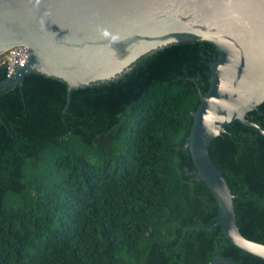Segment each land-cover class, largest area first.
Here are the masks:
<instances>
[{
	"label": "trees",
	"instance_id": "16d2710c",
	"mask_svg": "<svg viewBox=\"0 0 264 264\" xmlns=\"http://www.w3.org/2000/svg\"><path fill=\"white\" fill-rule=\"evenodd\" d=\"M218 55L209 42L165 47L74 89L68 108L67 83L41 73L4 91L0 264H264L215 226L217 199L185 149L196 82L208 91ZM248 118L264 131V103ZM210 153L241 233L264 245V135L235 121Z\"/></svg>",
	"mask_w": 264,
	"mask_h": 264
},
{
	"label": "water",
	"instance_id": "95a60500",
	"mask_svg": "<svg viewBox=\"0 0 264 264\" xmlns=\"http://www.w3.org/2000/svg\"><path fill=\"white\" fill-rule=\"evenodd\" d=\"M107 31V36L102 32ZM209 42L218 58L200 94L185 144L200 181L217 199L230 243L264 259V245L243 236L234 196L212 159V143L239 121L264 135L248 115L264 103V0H0V57L25 46L29 56L0 83V96L41 73L74 89L112 81L142 57L165 47ZM209 228H189L212 230ZM183 240V239H182ZM210 264H237L219 257Z\"/></svg>",
	"mask_w": 264,
	"mask_h": 264
},
{
	"label": "built area",
	"instance_id": "2783aa9c",
	"mask_svg": "<svg viewBox=\"0 0 264 264\" xmlns=\"http://www.w3.org/2000/svg\"><path fill=\"white\" fill-rule=\"evenodd\" d=\"M5 55L6 59L0 62V64H6L8 66V71L10 75L14 73L17 68L25 66L29 53L27 47L19 46L10 50Z\"/></svg>",
	"mask_w": 264,
	"mask_h": 264
},
{
	"label": "rangeland",
	"instance_id": "374dc122",
	"mask_svg": "<svg viewBox=\"0 0 264 264\" xmlns=\"http://www.w3.org/2000/svg\"><path fill=\"white\" fill-rule=\"evenodd\" d=\"M4 59H6V55L0 57V62H2Z\"/></svg>",
	"mask_w": 264,
	"mask_h": 264
},
{
	"label": "clouds",
	"instance_id": "9594fccd",
	"mask_svg": "<svg viewBox=\"0 0 264 264\" xmlns=\"http://www.w3.org/2000/svg\"><path fill=\"white\" fill-rule=\"evenodd\" d=\"M102 35L107 36V31L105 30L104 32H102Z\"/></svg>",
	"mask_w": 264,
	"mask_h": 264
}]
</instances>
